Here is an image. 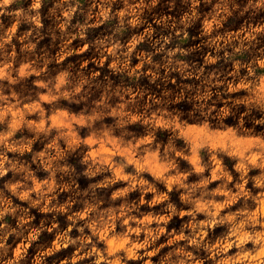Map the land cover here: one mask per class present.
Returning a JSON list of instances; mask_svg holds the SVG:
<instances>
[{
  "label": "clouds",
  "instance_id": "obj_1",
  "mask_svg": "<svg viewBox=\"0 0 264 264\" xmlns=\"http://www.w3.org/2000/svg\"><path fill=\"white\" fill-rule=\"evenodd\" d=\"M25 3L27 7L22 6ZM158 5L169 11L179 5L182 15L178 19L160 15ZM4 17L11 18V26ZM229 18L244 20L241 31L218 35ZM149 19L162 28L182 31L199 21L210 45L220 50V41L226 45L239 39L235 51L240 53L246 50L245 42L251 45L258 36L264 37V0H0V264H264V204L258 214H241L242 222L216 240L208 238L211 227L236 221L235 216L217 220L218 213L212 212L205 223L185 224V230L191 229L189 235H177L166 233L168 220L177 214L172 204L167 205L170 215L156 216L158 226L153 228V217L141 211L148 201L128 200L137 183L143 193L156 191L147 180H136L146 158L177 167L181 153L171 141L167 146L157 142L156 129L173 127L176 120L168 107L192 94L183 89L175 97L164 92L159 99L150 96L145 101L143 90L111 78L118 80L123 74L133 79L147 75L153 83L160 79L158 71H140L145 65L160 67L153 64L152 55L140 54L139 68L131 65L137 44L153 36ZM20 25L27 28L18 33ZM141 27L146 31L134 35ZM93 30L100 34L94 40L89 39ZM125 33L131 44L121 43ZM46 37L50 47H38ZM76 40L82 46H73ZM58 41L62 43L57 52ZM170 42V36H162L155 41L160 45L156 51L163 53ZM89 50H94V58L66 62L67 57ZM106 60L109 76L89 70V63L103 70ZM206 61L215 62L211 55ZM258 69L264 70V49L253 59L248 74L259 83L241 84L249 92L245 99L214 110L212 104L220 97L213 101L211 89L197 91L195 99L200 103L183 116L219 124L236 115L238 105L246 104L239 119H251L258 109L261 118L256 122L264 124V75L257 77ZM235 91L239 87L226 88ZM72 111L78 115L73 117ZM101 146L112 148V153H102ZM259 150L255 166L264 169V143ZM224 176L231 184L233 177ZM124 180L127 187L118 184ZM249 180L258 187L247 173L237 177L239 195L248 197L244 185ZM252 199L264 201V195ZM162 235L166 243H159ZM249 240L251 248L246 246ZM233 247L237 251L226 256Z\"/></svg>",
  "mask_w": 264,
  "mask_h": 264
},
{
  "label": "rangeland",
  "instance_id": "obj_2",
  "mask_svg": "<svg viewBox=\"0 0 264 264\" xmlns=\"http://www.w3.org/2000/svg\"><path fill=\"white\" fill-rule=\"evenodd\" d=\"M19 6L21 5H12L13 8ZM22 6L27 7V3ZM156 12L160 15L174 16L177 19L182 15L179 5L173 11L158 5ZM3 19L6 25L11 26L10 17ZM147 23L154 30L153 36L150 40L137 44L131 65L139 68L141 64L139 55H152L153 64L160 67L154 69L152 66L145 65L140 68V71L145 73L158 71L160 79L153 83L147 75L137 76L133 79L125 77L123 74L118 80L115 76L111 78L118 84H127L129 87L135 86L137 89L143 90L147 93L144 96L145 101H148L150 96L159 99L164 92L175 97L176 93L183 89L191 90L192 94L184 95L178 103L168 107V111L176 120L173 127H158L156 129L157 142H163L167 146L171 141L172 146L181 153L177 167L168 168V161L146 158L142 164L144 171L139 177H136V180H147L148 184H152L156 188V191L143 193L140 191L141 185L137 183L136 191L129 194L128 200L130 203L141 198L148 201L141 211L145 216L153 217L151 225L153 228L158 226L155 217L170 215L167 205L172 204L176 208L177 214L172 215L168 220L166 233L174 232L177 235L181 232L184 235H189L191 229L185 230V224L205 223L212 212L218 213L215 217L217 220L226 215L235 216L236 221L213 225L208 231V238L222 239L233 227L238 226L237 221L242 222L241 214L245 216L258 214L261 205L264 204V201L252 199L253 196L264 195V187H261L264 186V169L255 166L259 163L261 155L259 146L264 143V124L256 122L261 118V114L258 109H254L251 119L245 118L241 121L239 115L247 111V105L240 104L236 115L224 117L222 123L219 124L212 120L205 124L189 120L183 116V113H190L200 103L195 99L197 91L211 89L213 101H217V97H220L217 103L212 104L214 110L223 109L225 102L231 105L234 101L245 99L249 92L247 88L241 86L242 82L255 80L259 83L256 77H250L248 74L252 68L253 59L260 54L261 49H264V37L258 36L251 45L245 42L244 49L246 50L236 53L235 50L241 45L239 39L226 45L224 41H220L222 47L217 50L215 45L209 44V37L203 33V25L199 21L184 30L187 32V36L180 29L162 28L153 23L151 19ZM243 25V19L229 18V21L225 22L223 28L219 30L218 35L227 37L238 33ZM100 27L104 29L103 25ZM26 28L27 25L17 26V32H22ZM104 30L107 33V29ZM144 31H146V27H141L133 34L140 35ZM99 35V30L90 31L89 39L94 40ZM162 36H170L171 42L165 46V51L160 53L156 51L160 45H156L155 41L160 40ZM49 41L50 37H46L40 41L38 47H50ZM61 43L58 41L55 46L57 52ZM121 43L131 44L129 33L124 34ZM72 44L75 47L82 46L79 40L73 41ZM170 52H175V56H169ZM52 54L55 55L56 52ZM209 55L215 61L214 63L206 61ZM80 57L94 58V50L81 53L78 57H67L66 62L76 63ZM169 59L173 61L172 65L168 64ZM109 62V60L104 62L103 70L93 63H89L88 68L99 71L101 77L109 76L110 70L107 67ZM185 64L188 65L187 69L183 67ZM260 75H264V70H257L256 76ZM32 78L34 77H30V79ZM229 86L239 87V91L226 92V88ZM71 115L75 117L78 112L72 111ZM241 124H243V130L240 129ZM132 127L139 131L136 126ZM143 138L138 137V139ZM99 150L106 155L113 151L108 146H101ZM224 173L233 177L231 184L226 183ZM245 173H247V177H254L255 183L258 185L254 188L252 180L244 185V191L249 193L248 197L239 195L240 189L235 187L237 177ZM128 175L131 174L128 173ZM79 183L81 187H86L83 180H80ZM118 184L127 187L128 181H119ZM153 200L160 202L152 204ZM229 200L232 202L226 205ZM117 231H119L118 228ZM245 234L250 235L247 232ZM112 243L116 244L117 241L113 240ZM159 243H166V235L160 237ZM246 246L251 248L252 241L249 240ZM167 250L162 249V251ZM236 251L237 249L233 247L226 256H230ZM152 259L155 261L157 257Z\"/></svg>",
  "mask_w": 264,
  "mask_h": 264
}]
</instances>
